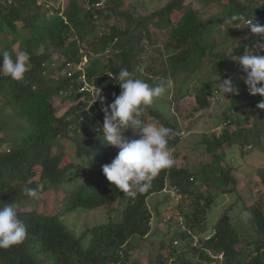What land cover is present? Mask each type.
<instances>
[{
  "label": "trees",
  "instance_id": "16d2710c",
  "mask_svg": "<svg viewBox=\"0 0 264 264\" xmlns=\"http://www.w3.org/2000/svg\"><path fill=\"white\" fill-rule=\"evenodd\" d=\"M86 1H89V9L86 3L80 5L79 0H73L64 14H60L61 9H56L57 14L53 16L48 15L38 0H0V67L3 65L4 52L9 53L13 59L21 51L30 56L29 70L23 80L14 81L0 74V132L3 134L0 143L11 146L9 151L0 152V206L15 204L28 233L22 244L7 250L0 249V264H144L131 257L129 248L140 245V238L149 233L151 212L146 203L152 194L151 188L161 191L170 182L178 188L179 194L195 196L189 205L190 211L181 215L185 228L181 238L188 234L194 235L192 231L195 230L206 232L205 218L211 207L217 204L221 193L236 190L230 187L237 181L233 175L234 168L224 174L222 172L218 180L213 181V169L209 166L212 161L202 163L194 175L185 167L191 162L187 156L185 166L175 164L170 169L162 170L152 181L151 188L134 199L126 197L125 193L112 185L103 171H93L89 181L76 190L68 191L63 198L64 207L60 214L44 215L37 211L24 213L18 208L24 204L22 198H27L24 196L26 188L55 190L82 176V166L73 172L77 166L75 162L62 164L63 153H54V148L62 147L61 140L72 139L82 125L99 130V133L92 135L93 143L98 144L96 147H103L97 158H103L109 149L112 150L102 143V108L114 102L115 96L121 93L117 77L122 68H127L135 78L152 86H174L179 82L181 85L178 92L186 96L190 93L188 82L191 77L199 79L206 74L204 60L209 57L213 62L217 60L216 70L220 79L230 78L238 89V93L227 94H232V97L230 105L223 111V118L226 125L233 123L239 127L235 131L224 128L222 136L204 134L195 148L214 153L213 162L218 171L222 157L227 155L226 150L238 143L242 131L245 134L240 148L255 146L257 135H262L260 131L241 128L243 120L237 119L241 117L233 118L241 108L259 105L264 102V98L249 93L245 83L246 74L240 64L236 61L237 67L226 65V59L243 55L245 51H251L254 55L256 46L264 45V35L254 34L248 27L252 22L264 26V0H193L190 3L187 0H169L163 8L139 20L130 12L122 13L115 9L110 4L115 0H108L105 9L96 8V4L102 0ZM196 3L201 7H197ZM118 15L124 20L123 23L114 22ZM234 15L236 21L225 22ZM102 19L108 21V24H100ZM149 21L160 32L152 31L148 26ZM126 22L129 27H126ZM134 22V26H131ZM239 24L246 26L249 33L226 55L224 51L231 37L235 36ZM101 25L106 28L100 30ZM7 31L13 34V38L8 37ZM95 32L103 33L99 40L92 43L94 51L110 49V58L106 64L100 58L94 59L86 72L90 83L101 89L105 98L103 105L100 101L94 103L97 90L94 93L81 91L82 84L76 80L77 75L71 77L65 72V66L73 58L76 59L82 50L78 43L87 41L88 36L91 37ZM162 35L165 36L163 44L153 46L151 41L160 40ZM13 43L18 44L16 49L12 47ZM223 43L225 47L220 48ZM151 49L158 52L154 59L145 56L147 50ZM261 52H264L262 47ZM60 53L67 57L65 62L57 65V55ZM83 54L84 51H81ZM55 68H58L59 75L54 79L51 74ZM213 74L209 72L208 76L212 77ZM216 91L222 94L217 82L210 81L203 91L196 93L192 110H211L212 102L206 92L214 94ZM64 92L68 94L63 99V110H60L56 100ZM67 103H71V106ZM84 105H88L89 109L84 110L80 120V116L75 115ZM259 111L263 113L264 109ZM139 118L142 124L158 123L171 129L168 148L177 154L183 136L178 131L176 121L163 116L154 104L143 109ZM258 128L262 129L263 126ZM92 154V146L84 148L79 142V158ZM239 155L243 159L247 158L242 153ZM37 168H40V176L34 179L38 174ZM200 176L205 181L214 182L216 192H209L205 197L198 192L194 177L198 179ZM227 186L230 188L226 189ZM116 198H119L121 207L112 214L111 207ZM100 206L108 207V221L88 228L80 237H76L61 219L66 213L80 209L92 210ZM243 210L246 212L237 217L238 221L246 222L242 231L229 221L230 211L227 210L224 217L215 224V234L210 239H204V246L210 247L211 254L199 249L202 245L199 244L178 252L175 264H203L205 261L217 264L221 260L215 255L220 252L225 256L222 264H264V210L259 206L254 209L245 207ZM175 250L169 256L175 255ZM165 255L160 252L159 259L165 260ZM194 255L198 256L197 260H194Z\"/></svg>",
  "mask_w": 264,
  "mask_h": 264
},
{
  "label": "rangeland",
  "instance_id": "374dc122",
  "mask_svg": "<svg viewBox=\"0 0 264 264\" xmlns=\"http://www.w3.org/2000/svg\"><path fill=\"white\" fill-rule=\"evenodd\" d=\"M39 3H42L45 10L48 11V15L52 14L55 16L57 14L56 9H61L60 14H64L65 11L70 7L73 0H38ZM45 1V2H44ZM103 1V0H102ZM193 0H187L190 3ZM226 1V0H225ZM249 1V0H244ZM257 2L259 0H253ZM169 0H115L112 1L110 4L122 13L130 12L135 16V18L144 19L143 17L149 15L150 13L154 12L155 10L163 8ZM88 9L90 8L89 1L84 2V0H79L80 5H84ZM104 6H99L96 8L105 9ZM197 7H201L200 4H195ZM217 10V8L214 7ZM59 14V13H58ZM96 17V13H95ZM98 23L99 21L96 20ZM105 23L106 20L102 19L100 21ZM110 22V21H109ZM114 22H124L121 19V16H116L114 18ZM113 23V22H111ZM108 24V21L106 22ZM135 22L131 25L134 26ZM129 24L126 22V27ZM130 26V25H129ZM128 26V27H129ZM149 28L152 31L160 32L156 29L155 24L149 21L148 24ZM20 29L22 28V23L19 24ZM125 27V28H126ZM236 27V26H234ZM235 30V36L231 37L232 39L229 42V46L224 51L227 54L231 53L233 49L242 42V38L248 35L249 32L246 26H241L239 24ZM105 25L100 26L101 29H105ZM98 29H96L97 31ZM9 32V31H7ZM103 33V32H102ZM102 33L97 34L96 32L89 37L88 40L80 41L78 44L82 50H80L79 54L76 55L77 58L73 63V67L78 66L80 71L83 72V78L86 76V69L89 67L90 63L96 59L100 58L103 64H106L110 58V49L104 52H96L94 51V43L95 41L99 40ZM9 38H13V34L11 32L8 33ZM165 41V36L162 35L160 40H152L151 44L153 46H158L163 44ZM18 44L13 43L12 47L14 49L17 48ZM225 43H223L220 48H224ZM81 51H84L83 56L81 55ZM146 57L154 59L158 52L154 49L147 50ZM261 47L256 46V53L254 55H264V52H261ZM60 53L57 55L59 59L56 60L57 65H60L63 61L66 60V55H62ZM55 57V56H54ZM230 56L226 59V65H233L237 67L236 61H234ZM216 62H213L211 57L206 58L204 60V69L205 75L197 79L195 76L191 77L190 81L188 82L190 85V90L186 96H182L183 94L178 92V89L181 83H175V85H168L167 92L164 96L156 99L154 101V105H156L163 113V116L170 118L178 123V131L183 134L182 144H180L177 154L174 150H171L175 164L185 166L186 162L188 161L187 156L190 159V165L187 167L191 173L194 175L199 171L198 167L202 163H210L212 161V173L214 175L213 181H217L221 173L223 174L229 171L230 168H234L233 175L237 179L234 184L230 187H235L236 190L233 192L229 190V193L224 194L221 193V196L218 198L217 204H214L209 212L207 213V217L205 218V224L207 225L206 232H198L192 231L194 235L184 236L181 238V234L184 233L185 228L183 227L184 219L182 220L181 215L185 212H189V205L191 201L195 199V196L191 194L184 195L179 194L177 196L174 189H171V183L168 182L166 185L167 188L156 191L155 189L151 188V192L153 194L149 195L147 198L146 207L151 212V229L149 233L145 237H141L140 245L131 246L129 248V254L133 259L140 261L144 264H175V259L177 258V253H181L182 251L187 250L188 248L195 247L196 245L203 244L204 246V239L208 238L205 235L214 233L215 231V224H217L220 219L224 217V214L227 210L230 211V220L232 223L236 225V229L242 231V227L246 225V222H240L237 220V217L241 214H244L246 210H243L245 207L254 209L255 207L262 208L264 210V112L262 113L259 111L258 105H250L245 108H241L236 112L233 118L240 119L242 122L241 128L248 129L251 131H260L262 133L261 136L257 135V144L252 145L253 147H257V149L252 150V148L248 147L246 152H239L240 149L238 146L244 139V131H242V137L238 140V143H235L231 149L226 150V156L222 157L220 162L219 171L216 166H214V153H209L207 150L206 152L204 149H196L195 146L202 140L204 134H214L222 136L224 128H228L230 131L237 130L236 128L239 127L238 124L230 123L229 125L225 124L223 118V111L226 109L227 106L230 105V97L232 94L224 96L223 94H218L216 91L214 94L211 92H206L207 97L212 102L211 110H203L201 112H195L192 110V105L194 103L195 95L199 91H203L205 86L210 81H215L219 79L220 75L216 70ZM57 69L55 68V72L51 74L52 78H56L59 74H57ZM66 70L72 69L68 67ZM209 71L210 74L214 73L213 76H208L207 72ZM215 71V72H214ZM183 79V77H181ZM246 78V75H245ZM181 79V80H182ZM174 81V80H173ZM218 85V84H217ZM221 93V92H220ZM68 93L64 92L60 96H57L58 99L56 100L57 107L60 110H63L62 104L64 102V97H66ZM264 98V96H260V99ZM67 105L71 106V103H67ZM67 108V107H66ZM85 109H89L88 105H84L76 114L75 116H80L84 112ZM175 117V118H173ZM147 119V118H146ZM208 121V122H207ZM148 123V122H146ZM252 124H255L252 125ZM263 126L262 129L258 127ZM250 128V129H249ZM99 133V130L91 129L87 127L86 124L82 125L80 130L74 133L73 138L69 139L63 138L62 147L54 148V153L59 154L63 153V160L62 164H68L72 161L75 162L77 165L73 168V172H77L79 170V166H82L81 174L82 176L74 179L70 183H65L61 187L56 188L55 190L46 189V190H39L40 198L39 200H33L31 197L27 196L24 193V196H27L26 199L22 198L21 202L23 201L24 204H21L18 208L24 213L30 211H37L44 215H57L60 214L64 207V197L67 195L68 191L76 190L81 184L86 183L92 178L93 171H102V166L105 164H110L112 160L118 155L119 149L114 146L106 145V147L112 148L109 149L108 153L103 156V158H97L99 153L102 151L103 147H96L98 144L96 142L93 143L92 135ZM3 134L0 132V137ZM124 135L129 139H139V136L136 134V131L133 129H128ZM79 142L82 144L84 148L93 147L94 154L87 155L83 158H79ZM246 145L245 147H247ZM10 145H6L4 142L0 143V152L9 151ZM96 147V148H95ZM244 147V148H245ZM258 148H262L260 150ZM239 153L242 155H250V158L241 159ZM84 154H87L84 152ZM217 164V162L215 161ZM38 174L35 176L34 179H39L40 168H37ZM222 174V175H223ZM171 179H167L169 181ZM154 181V180H153ZM194 184L195 188L198 189V192L204 194V197L207 196L209 192L214 193L215 190V183L212 181H205L203 176H200L198 179L194 177ZM185 186L188 185L185 183ZM38 187V185H37ZM229 186L225 187L226 189L230 188ZM202 202V200H201ZM204 203V201H203ZM15 205V204H14ZM16 206V205H15ZM244 206V207H243ZM121 207L119 203V198H116L113 201L111 210L112 214H115V210ZM108 207L107 206H100L95 209H80L76 211H72L66 213L61 216V219L67 225V227L73 232L76 237L82 236L83 232H85L88 228L94 227L96 225H100L104 222L108 221L107 217ZM235 219V220H234ZM187 231V228H186ZM140 237V236H136ZM203 239V240H202ZM87 241V240H86ZM177 241V242H176ZM188 243L189 246H188ZM186 246L187 249L184 247ZM240 245L238 244V247ZM206 247V246H204ZM175 255L169 256L170 252L173 251ZM208 251L210 252V247ZM164 253L165 260L159 259V253ZM199 256V254H198ZM197 255H194V260H197ZM170 257V258H169ZM225 256H219V259H222ZM169 258V259H167ZM221 261L217 264H222Z\"/></svg>",
  "mask_w": 264,
  "mask_h": 264
},
{
  "label": "clouds",
  "instance_id": "9594fccd",
  "mask_svg": "<svg viewBox=\"0 0 264 264\" xmlns=\"http://www.w3.org/2000/svg\"><path fill=\"white\" fill-rule=\"evenodd\" d=\"M107 1L103 0L97 3L96 7L104 6ZM236 20L237 17L234 15L225 22L230 23ZM248 27L252 33L264 35V26L252 22ZM261 47L264 48V45ZM2 55L3 65L0 67V74L10 77L14 81L23 80L25 73L29 70V54L21 51L15 59L7 52ZM231 58L240 64L242 71L246 74L245 83L249 93L264 96V55H253L251 51H245L243 55L232 56ZM74 62H76L75 59H72L65 66L66 74L71 77L77 75L76 80L82 84L81 91L94 93L97 90L94 103L100 101L103 105L105 98L101 94V89H97L95 85L90 83L87 72L83 78L84 74L78 66H72ZM68 67L73 72L66 70ZM117 78L122 91L118 96H115L114 102L102 108L104 120L100 130L103 133L102 143L117 147L119 152L110 164L102 166V171L112 185L125 193L126 197L134 199L138 194L151 188L152 181L162 170L170 169L175 165V159L168 148L172 130L158 125V123L142 124L139 118L142 110L151 106L156 99L164 96L168 88L165 85L152 86L135 78L127 68H122ZM217 84L224 96L229 93H238V89L233 85L230 78L221 80L219 77ZM258 107L264 109V102H261ZM128 129L135 130L139 134V139L127 138L124 133ZM181 135L183 136L182 133ZM248 147L252 148L251 151L255 150L252 145H248L245 148L239 146L238 151L246 152ZM246 157L250 158V155L247 154ZM171 189H174L175 196L179 195L177 187L171 185ZM25 193L33 200L40 198L38 188H26ZM214 234L215 231L205 235L208 237L205 240L210 239ZM27 235V227L20 219L17 207L14 204L0 206V249L7 250L22 244ZM184 247L187 249L186 246ZM199 249L205 250L209 254L212 252H209L203 244L199 246ZM220 255L224 256V253L220 252L215 256L219 257ZM203 264H208V262L205 261Z\"/></svg>",
  "mask_w": 264,
  "mask_h": 264
}]
</instances>
